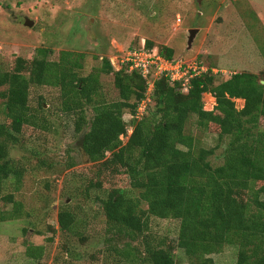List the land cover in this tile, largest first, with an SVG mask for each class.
I'll return each mask as SVG.
<instances>
[{
	"label": "rangeland",
	"instance_id": "rangeland-1",
	"mask_svg": "<svg viewBox=\"0 0 264 264\" xmlns=\"http://www.w3.org/2000/svg\"><path fill=\"white\" fill-rule=\"evenodd\" d=\"M27 17L34 21L32 26L25 24ZM192 30H197L194 36ZM144 41L157 48L168 45L175 58L207 66L216 83L242 71L263 79L264 0H0L1 71L16 68L18 59L30 63L42 56L40 49L48 50L51 61H58L63 51L84 54L81 75L97 72L103 57L117 71L125 67L122 59L128 49ZM99 79L101 98L117 100L114 73H101ZM3 90L0 87V120L9 122ZM234 100L239 109L246 105L243 98ZM203 104L213 110L216 98L204 93ZM30 105L39 126L26 125L9 149L10 159L26 172L19 183L5 182V191L14 193L16 204L2 201L0 210H19L18 216L0 224V264H139L147 246L165 247L175 264L195 263L178 245L180 219L151 216L149 229L133 238L108 220L102 199L128 188L130 177L112 153L103 161L90 162L82 150L80 139L89 129L92 107L85 108L87 120L77 132L79 112L64 110L59 87L32 85ZM149 107L151 111L153 104ZM146 111L138 117L126 112L128 128ZM196 119H189L187 132L194 135L196 147L214 149L209 156L214 166L223 164L230 138L221 140L217 124L202 128ZM259 129L264 131V117ZM121 139L126 142L128 137ZM236 195L242 201L253 197L248 190ZM133 196H138L137 190ZM64 210L76 217L69 232L58 222ZM208 257L213 264H236L237 246L224 245Z\"/></svg>",
	"mask_w": 264,
	"mask_h": 264
},
{
	"label": "trees",
	"instance_id": "trees-1",
	"mask_svg": "<svg viewBox=\"0 0 264 264\" xmlns=\"http://www.w3.org/2000/svg\"><path fill=\"white\" fill-rule=\"evenodd\" d=\"M148 46L154 48L151 42ZM158 49L175 59L172 47ZM39 54L30 63L18 59L13 70H0V87H5L3 111L9 119L0 120V202L16 204L14 193L5 191V182L19 183L26 172L10 159V146L19 141L26 125L39 126V116L30 105L31 86H55L61 90L64 110L79 112L77 132L87 120L85 108L94 110L89 129L80 139L90 162L103 161L112 153L129 174L128 188L102 199L103 210L118 231L126 230L133 238L149 229L151 216L176 218L181 222L178 245L194 264H213L208 255L230 244L237 246L236 264H264V131L259 129L264 117V77L242 71L216 83L215 73L208 68L192 77L189 90L184 91L182 81L172 84L163 76L151 92L153 109L146 107L129 134L124 114H137L148 87L138 70L125 66L116 71L110 59L103 57L97 72L81 75L84 54L63 51L58 61L47 59L48 50L40 49ZM112 72L119 98L107 101L99 95V76ZM207 92L216 98L213 110L204 109ZM236 98L245 99L246 105L237 108ZM40 108L44 109L43 103ZM192 116L202 128L217 124L221 140L230 138L223 164L211 163L213 148L196 147L194 135L186 130ZM122 135H127L126 142ZM259 181L263 183L257 188ZM136 190L138 196H133ZM246 190L253 197L242 201L236 194ZM18 210H0V224L18 216ZM75 219L74 213L61 211L60 228L72 231ZM145 252L139 264H175L165 247L147 246Z\"/></svg>",
	"mask_w": 264,
	"mask_h": 264
},
{
	"label": "built area",
	"instance_id": "built-area-1",
	"mask_svg": "<svg viewBox=\"0 0 264 264\" xmlns=\"http://www.w3.org/2000/svg\"><path fill=\"white\" fill-rule=\"evenodd\" d=\"M122 63L128 67L129 71L138 70L148 82L146 97L139 105L137 117L138 113H142L147 107V103L151 101V92L157 79L164 76L172 84L182 81L183 90L188 91L190 79L208 70L207 66L200 63L167 58L160 53L157 47H147L145 41L140 47H130L125 53ZM128 132L130 134L132 128H129Z\"/></svg>",
	"mask_w": 264,
	"mask_h": 264
},
{
	"label": "water",
	"instance_id": "water-1",
	"mask_svg": "<svg viewBox=\"0 0 264 264\" xmlns=\"http://www.w3.org/2000/svg\"><path fill=\"white\" fill-rule=\"evenodd\" d=\"M25 24L28 26H32L34 24V21L27 17L25 20ZM196 32H197V30H192L191 31L192 36H194L196 34ZM261 82L264 83V80H262Z\"/></svg>",
	"mask_w": 264,
	"mask_h": 264
}]
</instances>
